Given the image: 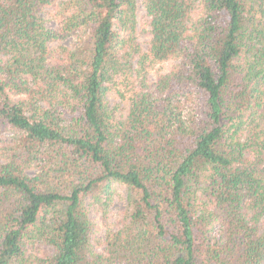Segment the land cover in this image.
<instances>
[{
	"label": "trees",
	"instance_id": "1",
	"mask_svg": "<svg viewBox=\"0 0 264 264\" xmlns=\"http://www.w3.org/2000/svg\"><path fill=\"white\" fill-rule=\"evenodd\" d=\"M138 3L0 0V264H264V0H143L147 48Z\"/></svg>",
	"mask_w": 264,
	"mask_h": 264
},
{
	"label": "rangeland",
	"instance_id": "2",
	"mask_svg": "<svg viewBox=\"0 0 264 264\" xmlns=\"http://www.w3.org/2000/svg\"><path fill=\"white\" fill-rule=\"evenodd\" d=\"M53 8H48L46 10V16L48 17V25L53 27L56 25L54 17H52ZM148 18L143 0H139L138 11H137V27L136 36L138 41L144 48H147L150 35L148 33ZM76 39L74 37L68 38L62 41V44L68 47H72ZM175 60L172 62H166L165 64L156 65L155 69H152L151 79H154L156 73L162 71H168ZM110 100L113 105H119L118 114L126 113L128 110V102L121 97H118L115 92H111ZM15 132L13 130H7L2 136V141H0L1 148H9L14 142ZM129 197L130 192L126 186L117 184L114 195L108 204L93 203L91 199H87L86 204L88 206L89 212L91 214L93 224V231L91 234L92 243L96 249L100 252L106 251L108 249V237L113 235L119 229L123 228L125 224L129 222L128 209H129ZM106 249V250H105ZM51 247L46 244H36L34 247L29 248L30 254H35L37 257H42L46 252H51ZM122 264H127L128 261L126 257H123Z\"/></svg>",
	"mask_w": 264,
	"mask_h": 264
}]
</instances>
